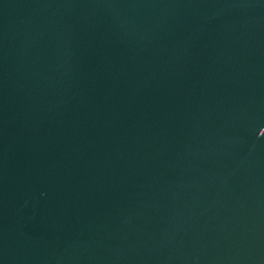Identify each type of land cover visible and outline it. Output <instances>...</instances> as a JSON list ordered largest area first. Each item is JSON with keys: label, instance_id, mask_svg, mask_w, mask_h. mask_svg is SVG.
Segmentation results:
<instances>
[{"label": "water", "instance_id": "water-1", "mask_svg": "<svg viewBox=\"0 0 264 264\" xmlns=\"http://www.w3.org/2000/svg\"><path fill=\"white\" fill-rule=\"evenodd\" d=\"M0 264H264V0H0Z\"/></svg>", "mask_w": 264, "mask_h": 264}]
</instances>
